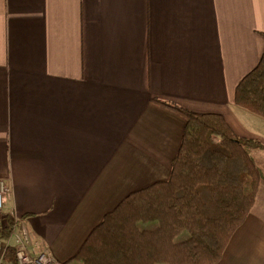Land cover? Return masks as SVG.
I'll list each match as a JSON object with an SVG mask.
<instances>
[{
  "label": "crops",
  "instance_id": "obj_1",
  "mask_svg": "<svg viewBox=\"0 0 264 264\" xmlns=\"http://www.w3.org/2000/svg\"><path fill=\"white\" fill-rule=\"evenodd\" d=\"M263 52L264 0H0V229L16 213L40 250L83 264L103 216L170 176L186 119L155 98L264 142L235 101ZM248 152L260 186L215 264H264V151Z\"/></svg>",
  "mask_w": 264,
  "mask_h": 264
},
{
  "label": "trees",
  "instance_id": "obj_2",
  "mask_svg": "<svg viewBox=\"0 0 264 264\" xmlns=\"http://www.w3.org/2000/svg\"><path fill=\"white\" fill-rule=\"evenodd\" d=\"M185 119L166 180L127 194L87 235L70 260L83 264H215L253 208L261 174L249 148L219 113L192 111L155 98ZM238 105L264 117V52L236 88ZM0 229L9 237L13 219ZM186 235V238L183 236ZM7 261L17 264L15 248Z\"/></svg>",
  "mask_w": 264,
  "mask_h": 264
},
{
  "label": "built area",
  "instance_id": "obj_3",
  "mask_svg": "<svg viewBox=\"0 0 264 264\" xmlns=\"http://www.w3.org/2000/svg\"><path fill=\"white\" fill-rule=\"evenodd\" d=\"M10 192L9 183L6 179L0 178V213L5 210ZM10 216L13 219V224L9 237L6 239L0 237V264H11L6 258L9 247L15 248L17 264H62L48 251L39 249L37 236L20 216L16 213H11Z\"/></svg>",
  "mask_w": 264,
  "mask_h": 264
},
{
  "label": "rangeland",
  "instance_id": "obj_4",
  "mask_svg": "<svg viewBox=\"0 0 264 264\" xmlns=\"http://www.w3.org/2000/svg\"><path fill=\"white\" fill-rule=\"evenodd\" d=\"M1 214H2V213H1ZM183 238H186V235H185V236H183V237H182V239H183Z\"/></svg>",
  "mask_w": 264,
  "mask_h": 264
}]
</instances>
